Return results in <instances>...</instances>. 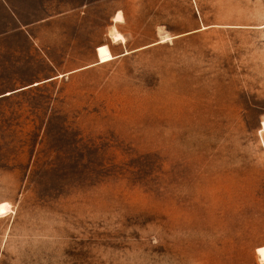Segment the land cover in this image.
<instances>
[{
	"label": "rangeland",
	"instance_id": "obj_1",
	"mask_svg": "<svg viewBox=\"0 0 264 264\" xmlns=\"http://www.w3.org/2000/svg\"><path fill=\"white\" fill-rule=\"evenodd\" d=\"M1 202L0 264H264V0H0Z\"/></svg>",
	"mask_w": 264,
	"mask_h": 264
},
{
	"label": "bare ground",
	"instance_id": "obj_2",
	"mask_svg": "<svg viewBox=\"0 0 264 264\" xmlns=\"http://www.w3.org/2000/svg\"><path fill=\"white\" fill-rule=\"evenodd\" d=\"M115 21H122L123 20V16L121 12H117L116 16H115ZM113 39L115 40H124V37L122 36L121 33L115 32L113 33ZM98 57H99V61L104 62V61H108L113 59V54L110 51L109 47L107 44H103L101 45V47L98 49ZM0 212H2L3 214L0 216H3L7 211H8V203L7 202H1L0 203Z\"/></svg>",
	"mask_w": 264,
	"mask_h": 264
},
{
	"label": "snow or ice",
	"instance_id": "obj_3",
	"mask_svg": "<svg viewBox=\"0 0 264 264\" xmlns=\"http://www.w3.org/2000/svg\"><path fill=\"white\" fill-rule=\"evenodd\" d=\"M0 207H3V206H0ZM3 213L2 212H0V215H2Z\"/></svg>",
	"mask_w": 264,
	"mask_h": 264
}]
</instances>
